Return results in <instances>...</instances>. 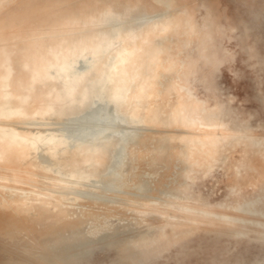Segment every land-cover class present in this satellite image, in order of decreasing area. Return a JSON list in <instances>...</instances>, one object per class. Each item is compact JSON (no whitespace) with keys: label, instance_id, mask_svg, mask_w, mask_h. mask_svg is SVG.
I'll use <instances>...</instances> for the list:
<instances>
[{"label":"bare ground","instance_id":"1","mask_svg":"<svg viewBox=\"0 0 264 264\" xmlns=\"http://www.w3.org/2000/svg\"><path fill=\"white\" fill-rule=\"evenodd\" d=\"M187 1L39 0L15 28H0V211L39 230L26 227L28 239L17 229L25 240L61 229L47 240L59 244L118 216L144 225L140 243L160 251L200 224L239 235L237 212L264 218V135L196 90L198 62L230 50L213 48L209 11L198 17ZM182 85L202 101L184 100ZM96 105L112 124L82 138L63 132ZM215 170L231 173L228 193L255 194L214 204L193 195L194 180ZM159 171L165 180L151 186ZM92 183L117 190L111 205L81 200Z\"/></svg>","mask_w":264,"mask_h":264},{"label":"rangeland","instance_id":"2","mask_svg":"<svg viewBox=\"0 0 264 264\" xmlns=\"http://www.w3.org/2000/svg\"><path fill=\"white\" fill-rule=\"evenodd\" d=\"M38 1L0 0V28L6 30L15 28L25 19L23 9L35 7ZM50 1L57 4L63 0ZM155 1L162 3L165 0ZM187 2L192 4V11L198 17L206 9L209 11L212 44L215 46L213 48H217L218 52L227 48L230 50L229 54L216 64L214 58L198 62L197 79L194 82L196 90L225 100L233 119L247 124L253 134L264 135V0H188ZM166 42L168 41L162 40L161 44ZM1 69H3L2 65ZM161 78L162 76H158V80ZM181 89L185 92L184 100L202 101L192 88L182 85ZM8 121L7 118L2 119L1 125H6ZM215 127L223 128L226 124L220 123ZM139 173L145 174L141 170ZM164 173L159 171L156 174L154 185L157 179H164ZM173 174L174 172L171 173V178L177 172ZM231 182H233L231 173L215 170L203 178H196L191 193L199 194L209 204L221 201L225 197L248 198L255 194V190L251 187H243L238 192L228 193L227 185ZM81 209L87 210L85 207ZM92 210L100 211L96 208ZM220 212L231 214L229 211ZM237 215L245 220L235 223L237 225L235 230L240 233L239 235L228 233L231 225L221 227L200 224L191 233L176 239L164 249L160 248V251L159 248H149L144 254L142 252L140 264H264V240L261 239L262 237L264 239V236L257 234L264 230V218L238 212ZM117 217L112 216L110 220L120 225L126 224L129 220H117ZM159 220L160 218L154 214L148 217L150 222ZM18 222L19 220L8 213L0 211V264H47L39 258V253L46 250L47 242L42 239L55 237L62 230L55 229L41 240L28 242L17 231H22L28 239H31L32 235L38 236L39 230L26 226L31 235L27 228ZM137 228L143 230L145 226L139 225ZM117 254L118 252L113 248H95L81 263L114 264Z\"/></svg>","mask_w":264,"mask_h":264},{"label":"water","instance_id":"3","mask_svg":"<svg viewBox=\"0 0 264 264\" xmlns=\"http://www.w3.org/2000/svg\"><path fill=\"white\" fill-rule=\"evenodd\" d=\"M105 112L104 107L96 105L82 116L61 124V129L73 138L93 134L112 124L113 120ZM155 176L156 174L149 176L151 186ZM100 192V186L92 183L81 193V198L111 204V193ZM116 219L121 220L118 217ZM130 221L120 225L109 218L100 226L90 223V226L84 229L82 236L72 237L69 234H62L57 241L59 244L49 242L48 238H44V242H47L46 250L39 253V258L47 264H82L81 261L85 260L95 248H113L118 252L114 264H140L142 252L144 254L149 249L139 240L145 235L143 232L145 229L139 230ZM261 239L264 240L263 237Z\"/></svg>","mask_w":264,"mask_h":264}]
</instances>
